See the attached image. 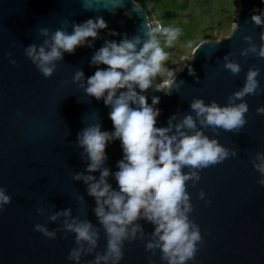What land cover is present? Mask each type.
<instances>
[{
  "label": "water",
  "instance_id": "obj_1",
  "mask_svg": "<svg viewBox=\"0 0 264 264\" xmlns=\"http://www.w3.org/2000/svg\"><path fill=\"white\" fill-rule=\"evenodd\" d=\"M237 1L234 23L238 28L219 39L201 40L196 46L202 41L212 43H203L194 58L196 46L193 48L170 94L152 87L145 93L149 103L152 95L160 97L157 124H167L173 112L177 113L176 120L190 111L189 102L194 97H202L206 103H226L227 97L243 85L251 66L260 68L258 79L264 88V58L240 54L249 47L245 39L248 36L257 45L264 43V28L251 20L253 14L264 11V0ZM132 8L133 0H126L125 6L114 13L102 8L85 11L81 0H0V186L6 187L11 196V202L0 213V264H74L68 260L70 250L76 246L74 233L61 230L53 240L34 230V225L60 228L63 217L57 222L47 217L65 208H71L74 217L98 223L94 197L88 195L82 180L72 177L86 171L87 161L81 158L77 133L96 122L101 123L102 131L114 130L108 115L111 108L103 99L88 96L72 77L78 69L83 70L85 78L94 74L97 66L89 64L93 53L105 40L119 42L122 38L111 35L110 30L131 37L146 21L149 23L145 10L133 12L129 18L125 13ZM96 16L104 18L107 28L99 30L92 47H77L75 53H65L52 76L45 78L25 55L26 46L43 42L41 27L54 31L61 27L63 18L81 23ZM67 30L71 32V25ZM9 52L16 65L6 57ZM225 57L241 64L238 75L224 68ZM188 64L199 79L189 74ZM245 100L249 106L247 123L239 133L221 129L217 135L205 130L209 136L217 135L221 144L236 149L237 155L201 170L196 187L188 185L193 204L190 218L200 226L203 237L196 264H264V185L257 182L259 173L251 163L257 151H264V114L255 111L264 105V92L248 95ZM105 151V166L117 171V161L123 157L120 140L109 143ZM109 182L113 188L118 187L113 177ZM200 189L210 204L198 198ZM37 208H43L44 214H39ZM140 223L144 237L125 242L120 264H148L147 257L152 254L145 250V240L153 225L143 219ZM105 246L101 227L96 251L103 252ZM94 255L83 256L81 264H87ZM152 259L155 264H166L160 260L159 249Z\"/></svg>",
  "mask_w": 264,
  "mask_h": 264
},
{
  "label": "clouds",
  "instance_id": "obj_2",
  "mask_svg": "<svg viewBox=\"0 0 264 264\" xmlns=\"http://www.w3.org/2000/svg\"><path fill=\"white\" fill-rule=\"evenodd\" d=\"M125 3L126 0H81V7L85 11L102 8L114 13ZM141 11L144 9L133 0V8L125 14L131 18L133 12ZM251 20L264 28V11L253 14ZM60 23L61 27L54 31L41 27L39 33L45 37L43 42L24 48L25 55L45 78L52 76L65 53L73 54L77 47H92L99 38V30L107 28L102 16L81 23L63 18ZM69 25L71 32L67 30ZM237 28L234 23L231 30L234 32ZM110 34L122 35V38L119 42L105 40L93 53L89 64L97 66L94 74L85 78L83 70L78 69L72 77L88 96L98 101L103 99L111 108L108 115L114 130L102 131L101 123L96 122L77 133L81 158L87 161L86 171L74 173L72 177L82 180L88 195L94 197L93 211L98 223L94 225L87 218L74 217L72 209L65 208L47 217L53 222L63 217L60 228L50 230L46 224L36 223L34 230L53 240L58 231L74 233L76 246L68 255V260L74 264H81L82 257L92 253H95L94 258L87 264H120L125 242L144 237L140 223L143 219L153 225L145 240L146 251L155 255L159 249L160 260L166 264H188L189 261L196 264V253L198 246L203 244V237L200 226L190 218L193 204L188 185L196 187L201 170L237 155L236 149L218 142L217 135L221 129L239 133L247 123L245 114L249 106L245 97L264 92L258 79L261 70L249 67L243 85L227 97L226 103L216 100L206 103L202 97H194L189 102L190 111L176 120L177 113L173 112L167 124H157L160 97L152 95L149 103L145 93L152 87L170 94L177 85V73L187 62L175 68L167 66L169 54L165 46L174 45L180 29L160 23L153 26L146 21L140 32L131 37L114 30H110ZM245 39L249 47L242 49L240 54L245 58L249 54L264 58V43H253L251 36ZM203 43L211 44L212 41H202L196 46L193 58ZM6 57L11 64H17L10 52ZM225 61L224 68L232 75L242 71L238 61L227 57ZM102 64L107 67H99ZM187 67L189 74L199 79L195 69L190 64ZM255 111L264 114V105L257 106ZM17 115L22 113L18 111ZM206 129L217 135L209 136ZM116 139L121 142L123 157L117 161L118 170L113 172L105 166L108 158L105 149ZM251 163L259 173L257 182L264 185V151H257ZM96 172L98 176L93 175ZM109 177L115 179L117 188H113ZM197 196L205 204L211 203L203 189L198 190ZM78 199L82 201L83 197ZM10 202L6 187L0 186V213ZM37 212L43 215L44 209L37 208ZM101 227L106 238L103 252L96 251ZM152 255L147 257L148 264H155Z\"/></svg>",
  "mask_w": 264,
  "mask_h": 264
},
{
  "label": "rangeland",
  "instance_id": "obj_3",
  "mask_svg": "<svg viewBox=\"0 0 264 264\" xmlns=\"http://www.w3.org/2000/svg\"><path fill=\"white\" fill-rule=\"evenodd\" d=\"M137 3L150 20L156 19L164 26L180 29L174 45L165 46L169 54L165 63L173 68L188 62L193 48L201 40L219 39L227 35L238 11L237 0H142ZM189 41L192 43L189 44ZM161 44L164 46L163 38Z\"/></svg>",
  "mask_w": 264,
  "mask_h": 264
},
{
  "label": "built area",
  "instance_id": "obj_4",
  "mask_svg": "<svg viewBox=\"0 0 264 264\" xmlns=\"http://www.w3.org/2000/svg\"><path fill=\"white\" fill-rule=\"evenodd\" d=\"M156 23H159V21L156 20V19L149 20V24H151V25H153V26H154Z\"/></svg>",
  "mask_w": 264,
  "mask_h": 264
},
{
  "label": "trees",
  "instance_id": "obj_5",
  "mask_svg": "<svg viewBox=\"0 0 264 264\" xmlns=\"http://www.w3.org/2000/svg\"><path fill=\"white\" fill-rule=\"evenodd\" d=\"M137 2H141L142 0H136ZM149 20H150V18H149Z\"/></svg>",
  "mask_w": 264,
  "mask_h": 264
}]
</instances>
